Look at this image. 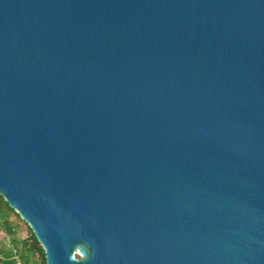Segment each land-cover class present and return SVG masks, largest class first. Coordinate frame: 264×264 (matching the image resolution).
<instances>
[{
    "label": "water",
    "instance_id": "95a60500",
    "mask_svg": "<svg viewBox=\"0 0 264 264\" xmlns=\"http://www.w3.org/2000/svg\"><path fill=\"white\" fill-rule=\"evenodd\" d=\"M0 196L44 264H264V0H0Z\"/></svg>",
    "mask_w": 264,
    "mask_h": 264
},
{
    "label": "trees",
    "instance_id": "16d2710c",
    "mask_svg": "<svg viewBox=\"0 0 264 264\" xmlns=\"http://www.w3.org/2000/svg\"><path fill=\"white\" fill-rule=\"evenodd\" d=\"M18 221L24 223L0 196V233L5 235L1 243L7 247L0 263L44 264L43 252L25 223L26 236L18 235Z\"/></svg>",
    "mask_w": 264,
    "mask_h": 264
},
{
    "label": "rangeland",
    "instance_id": "374dc122",
    "mask_svg": "<svg viewBox=\"0 0 264 264\" xmlns=\"http://www.w3.org/2000/svg\"><path fill=\"white\" fill-rule=\"evenodd\" d=\"M18 235L20 236V238H24L26 236V226L24 223L18 221ZM4 234L0 233V260L4 258L3 252H5L6 250V246L4 244L1 243V240L4 238ZM1 264V263H0Z\"/></svg>",
    "mask_w": 264,
    "mask_h": 264
}]
</instances>
